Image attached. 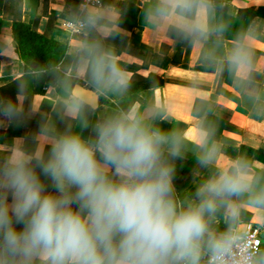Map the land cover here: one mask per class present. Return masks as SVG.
<instances>
[{
	"label": "clouds",
	"instance_id": "9594fccd",
	"mask_svg": "<svg viewBox=\"0 0 264 264\" xmlns=\"http://www.w3.org/2000/svg\"><path fill=\"white\" fill-rule=\"evenodd\" d=\"M211 8V0H158L149 18L173 24L194 42L215 36L218 45L226 26L210 22ZM100 18L90 12L86 23L96 26ZM253 47L251 33L240 36L219 66L255 100ZM74 55L58 97L65 129L44 122L32 149L0 154V264H264V249L242 220L248 209L264 223V170L236 158L182 199L172 161L187 137L162 131L135 109L90 123L100 99L126 93L130 80L98 40L79 43ZM80 79L86 86L74 82ZM25 90L19 83L18 97ZM255 107L264 111V104ZM0 114L14 120L22 110L18 101L0 100ZM211 135L210 126L202 128L201 167L219 159V147L207 146ZM221 219L225 229L217 231Z\"/></svg>",
	"mask_w": 264,
	"mask_h": 264
},
{
	"label": "crops",
	"instance_id": "0c3cea01",
	"mask_svg": "<svg viewBox=\"0 0 264 264\" xmlns=\"http://www.w3.org/2000/svg\"><path fill=\"white\" fill-rule=\"evenodd\" d=\"M213 0H211L212 2ZM221 9L239 16L242 10L253 9L244 35L251 33L254 40L251 78L256 86L255 100L247 90L237 86L233 71L219 66V58L226 57L237 40L226 39L216 44V37L205 42H194L171 23L150 20V13L158 0H110L102 6L81 7L80 0H0V100L18 101L20 117L9 120L0 114V154L13 147H34L33 137L44 122L55 123L58 130L66 127L58 104L60 83L71 78L76 64L75 47L83 41H100L113 51L120 67L127 73L130 87L122 95L102 97L95 113L87 119L95 123L117 109H135L151 115V123L160 122L161 130L179 131L187 137L182 156L172 161L176 167L175 185L178 195L194 194L195 186L209 173L234 160L224 148L240 145L252 148L251 164L254 171L264 170V111L256 104H264V0H215ZM179 11L178 9L176 10ZM90 12L100 14L96 26L86 23L78 32H68L66 21L87 19ZM16 20L28 22L40 34L70 47L71 57L63 64L57 80L48 84L41 81L35 62H26L17 53L12 36ZM209 20L215 25L212 6ZM216 48V59L210 50ZM24 82V95L18 97V84ZM82 86L84 80L74 81ZM154 114V115H153ZM74 127H78L73 121ZM212 135L207 146L215 143L219 159L209 167H201L198 157L203 153L199 137L203 127ZM89 130L84 131L88 136ZM46 184L50 181L42 177ZM205 179V180H206ZM51 191V187L49 186ZM242 220L248 224H263L254 211L244 209ZM19 227V226H18ZM225 229L221 219L214 225ZM261 249H264V232Z\"/></svg>",
	"mask_w": 264,
	"mask_h": 264
},
{
	"label": "trees",
	"instance_id": "16d2710c",
	"mask_svg": "<svg viewBox=\"0 0 264 264\" xmlns=\"http://www.w3.org/2000/svg\"><path fill=\"white\" fill-rule=\"evenodd\" d=\"M110 0H103V3H108ZM212 6L215 9V24H224L225 31L223 37L231 40L245 34L247 27L254 16L253 9L242 10L239 16H232L221 9V4L213 0ZM12 36L14 47L20 58L26 62H35L37 69H41V81L52 84L54 83L63 70V64L71 57L70 47L59 44L52 39L38 33L30 23L16 20L12 24ZM162 124L157 122L154 126L160 128ZM169 132L168 128L162 130ZM225 153L233 158L244 157L251 162L252 148L245 145H240L233 148H224ZM177 176V171H176ZM175 176V177H176ZM209 176L206 174L202 180Z\"/></svg>",
	"mask_w": 264,
	"mask_h": 264
},
{
	"label": "built area",
	"instance_id": "2783aa9c",
	"mask_svg": "<svg viewBox=\"0 0 264 264\" xmlns=\"http://www.w3.org/2000/svg\"><path fill=\"white\" fill-rule=\"evenodd\" d=\"M81 7H85L88 5H94V6H102L104 5L103 0H80ZM86 26V20L83 18H79L76 21H66L64 24L65 29L70 32H78L80 27ZM247 230L250 233V236L253 240L257 242V245L259 248H261V245L263 243V232H264V225L263 224H248Z\"/></svg>",
	"mask_w": 264,
	"mask_h": 264
}]
</instances>
